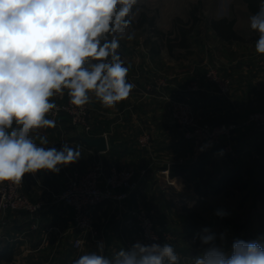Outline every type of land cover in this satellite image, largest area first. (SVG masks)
I'll return each instance as SVG.
<instances>
[{
    "label": "clouds",
    "instance_id": "1",
    "mask_svg": "<svg viewBox=\"0 0 264 264\" xmlns=\"http://www.w3.org/2000/svg\"><path fill=\"white\" fill-rule=\"evenodd\" d=\"M139 0H0V183L21 184L25 174L58 173L61 166L81 158L78 148L64 143L48 146L53 129L49 118L59 111L53 97L67 94L84 110L93 97L101 107L114 109L129 98L135 85L122 59L120 41L134 39L132 28ZM258 33L257 54L264 55V2L249 17ZM111 37V38H109ZM223 150H221V153ZM227 213L218 209L215 213ZM201 247L192 264H264V245L235 239L230 249L217 244L210 228L197 234ZM155 239V238H153ZM221 242L225 237L219 235ZM72 264H181L168 243L120 247L105 254L104 241Z\"/></svg>",
    "mask_w": 264,
    "mask_h": 264
},
{
    "label": "rangeland",
    "instance_id": "2",
    "mask_svg": "<svg viewBox=\"0 0 264 264\" xmlns=\"http://www.w3.org/2000/svg\"><path fill=\"white\" fill-rule=\"evenodd\" d=\"M142 14H145L147 19H155L156 28L165 32L174 29L173 34L169 35L173 39L172 51H169L166 41L155 35V29L146 23L142 26H132L135 32L134 39L121 40L120 48L128 47L132 51H146V53L152 51L153 59L149 63L151 62L150 67L156 70L158 83L161 82L162 87H171L174 95L183 96L175 98L174 101L185 103L186 106H182L184 108L181 109L191 113L193 123L211 125L225 121L238 123L239 127L233 132L231 138L219 139V142L205 152L214 154L218 161L212 164L208 161L210 170L208 174L210 172L217 174V167L220 172L222 170L230 172L239 168L244 180L248 183L244 190H232L230 194L209 195L203 200L193 195L189 186H185L183 192L185 194L182 195L181 200L176 201L171 196L165 201L166 206L171 210L164 223L166 230H160L162 233L166 232L165 241L171 244L180 255L181 264H192V256H195L201 247L197 234L205 227L217 234V244L222 243L226 249H230L235 239L255 240L264 245V107L257 105L236 108L232 105V79L227 74L232 65L229 62L222 63L220 60L223 53L230 55L231 51L236 50L241 55H246L248 49H251L250 52L255 55L254 60L245 61V64L247 66L249 64L257 72L264 71V55L257 54L255 51L258 33L250 28L249 17L252 14L248 11L244 0H139L133 19L138 21ZM222 17L236 18L241 29L249 28V36L234 39L224 45L217 42L211 28V21ZM177 18L182 19L183 24H181L184 27H192L187 37L186 47L179 45L180 39L176 37L178 33L174 22ZM210 69H214L219 78H228L231 81L227 95L221 94L218 84L208 76ZM143 70L146 71L147 68ZM53 100L59 107L58 113L54 116L49 115V118L56 120V127L53 128L55 130H39L40 134L47 135L49 145L69 140L71 135L74 138L76 135L82 137L88 133L103 130L100 128L96 131L92 123L94 118L99 117L96 114L97 108H103L94 97L84 108L87 111L86 119L90 122L91 129L76 124L75 117L79 109L70 104L67 94L62 98L53 97ZM254 114L259 116L248 121ZM173 122L176 130L180 132L181 141L190 147L191 152L190 157L185 160L187 163L175 157L173 169L176 171L191 161L198 160L200 156L195 155L194 146L186 138L183 127L174 119ZM52 131L63 135L60 139H54L59 136H51V133H55ZM154 132H156L155 128L149 127L145 129L142 136L149 135V142L154 141L153 144H155L158 140L152 138L151 135ZM138 142L143 148H147L148 144L142 145L140 139ZM176 142L179 144L178 141ZM80 145H84L82 140ZM221 150H223L222 153ZM88 160L89 156L81 152V164L87 163ZM4 183H0V187ZM184 197L187 198L184 199ZM218 209L224 210L227 218L233 223L226 224L217 216L215 213ZM141 210L152 215L156 226L158 225L156 212H153L154 207ZM191 213L195 215L190 218ZM6 214L7 212L0 213V248L9 243L7 238L10 236L6 220L8 215ZM157 228L161 229L159 226ZM220 234L225 237L223 242L219 239ZM24 256L23 252L18 251L11 261L2 260L0 264H24Z\"/></svg>",
    "mask_w": 264,
    "mask_h": 264
},
{
    "label": "crops",
    "instance_id": "3",
    "mask_svg": "<svg viewBox=\"0 0 264 264\" xmlns=\"http://www.w3.org/2000/svg\"><path fill=\"white\" fill-rule=\"evenodd\" d=\"M246 6L253 15L247 3ZM229 19H235L233 29L240 37L249 36V28L241 29L236 18ZM212 31L216 41L222 45L234 40L222 38L213 28ZM118 51L125 63L131 65L128 80L135 85V88L129 98L124 103L118 104L116 108H97L96 114L99 117L94 118L92 123L96 131L100 128L103 130L84 135L91 137L105 135L108 149L98 151L94 147H89L80 135H76L75 138L71 135L69 140L50 144L49 146L59 150L64 143H67L73 148H78L80 153L87 154L89 160L81 164L80 158L74 164L61 166L58 173L40 171L35 174H25L23 192L33 200L43 201L45 208L36 217L30 216L25 211H7L6 220L10 236L7 239L15 255L18 251L23 252L24 264H72L84 252L95 251L96 243L102 240L107 255H112L120 247L128 248L138 233L133 212L143 208L154 207L157 226L161 228L157 230L161 235L164 234V237L166 232L161 231L166 230L164 223L166 217H169L168 212H171L165 201L171 196L176 201L181 200L182 195L185 194L183 193L185 186H189L192 194L202 200L209 195L220 194H204L198 191L195 183H199V179L193 180L187 176V169L198 160L191 161L186 165L187 167L184 166L183 174L171 175L175 157L187 163L185 160L191 153L190 147L181 141L180 132L176 130L170 115L172 101L183 96H176L171 87L166 88L158 84L156 70L151 68V62L149 63L153 59L152 51L150 53L132 51L128 47L120 48ZM250 51L252 50L248 49L249 53L241 55L235 50L231 51L230 55L223 53L220 57L222 63L229 62L232 65L227 74L232 79L231 102L236 108L257 105L264 107V71L257 72L249 64L248 66L245 64V61L254 60L255 55ZM149 127L155 128L156 132L151 136L158 141L155 144L154 141L149 142L147 148H143L138 140ZM52 132L55 133L50 132L51 136H59L54 139H60L63 135L56 131ZM81 140L83 146L80 145ZM97 161L107 169L112 167L134 169L137 178L140 179V188L122 202L110 201L97 207L95 211L97 236L96 238L86 236L83 246L77 250L73 247V240L79 232L72 225V212L57 196L66 188L71 171L85 170ZM206 161V178L215 181L220 174L227 172L223 170L220 172L217 167V174L213 172L208 174L210 171L208 161L211 164L218 161L211 153L207 154ZM166 170L168 171L164 172ZM34 224L38 226L34 228ZM164 243H167L165 238Z\"/></svg>",
    "mask_w": 264,
    "mask_h": 264
},
{
    "label": "built area",
    "instance_id": "4",
    "mask_svg": "<svg viewBox=\"0 0 264 264\" xmlns=\"http://www.w3.org/2000/svg\"><path fill=\"white\" fill-rule=\"evenodd\" d=\"M210 79L218 84L221 94L230 91L231 81L228 78H219L214 69L208 71ZM163 86L161 82L158 83ZM171 115L182 127L186 138L194 146L195 155L201 156L209 151L221 138H231L233 132L239 127L234 121H225L217 125L209 123L195 124L191 113L182 110L185 103L173 100ZM187 109V107H186ZM259 115H252L248 121L256 119ZM87 111L78 110L75 122L77 125L91 129V124L86 119ZM142 145L149 143V135L140 138ZM168 170L164 171L167 172ZM142 173H145L142 171ZM23 181L17 185L9 181L0 187V213L7 211H25L36 217L45 208L43 201H36L22 190ZM140 188V179L132 168H105L101 162H93L85 170H73L69 175L66 188L57 196L72 212V225L78 230L79 235L73 240V247L81 249L86 236L96 238L95 211L97 207L106 202H122L133 192ZM133 215L138 226L137 236L131 245L137 241L144 244L153 242L163 244V235L157 230L155 219L144 210L134 211ZM38 225L34 224V228ZM155 238V239H153ZM165 238V237H164ZM130 245V246H131Z\"/></svg>",
    "mask_w": 264,
    "mask_h": 264
},
{
    "label": "trees",
    "instance_id": "5",
    "mask_svg": "<svg viewBox=\"0 0 264 264\" xmlns=\"http://www.w3.org/2000/svg\"><path fill=\"white\" fill-rule=\"evenodd\" d=\"M244 1L247 3L249 10L253 14H255L259 10L262 2H264V0H244ZM145 23L151 25V27L155 29V35L161 40H163L164 42L166 41V43L168 44L169 51H172L173 46H174L172 44L173 39L169 37V35L173 34L174 29L169 32H165L159 28H156L155 19L153 18L147 19L145 14H142L141 17L138 19V21L133 19L132 26H137V25L142 26ZM181 23L183 24V21L180 18H177L174 22L175 30H177V33H178L176 37H179L180 39L179 45L186 47L188 45L187 37L192 27L191 28L184 27ZM234 23H235V19H229L227 17H222L220 19L212 20L211 26L216 31V33L222 38H225L228 40L240 39L241 37L233 29ZM166 36L168 37L166 38ZM207 154L208 153H203L198 159V161H196L194 165H192L189 169H187V176L189 178L193 180H195L196 178L199 179V183H195L196 185L195 188L198 191L204 194H208V193L230 194L232 190H244L247 188L248 183L247 181L244 180L242 176V172L239 169L222 173L218 176V178L215 181H212L209 178H206L205 174L207 173V171L205 169V166L207 162L206 161ZM183 173H184V170L182 167L181 169H176V171L175 169H173V171L171 172V175L174 176V175H178V174L180 175ZM263 173H264V170H263ZM193 215H195V213H191L189 215L190 218ZM220 218L223 219L226 224L233 223L229 218H227V215L224 217H220ZM13 255H14V250L9 243L0 248V262L2 260L11 261V259L13 258Z\"/></svg>",
    "mask_w": 264,
    "mask_h": 264
},
{
    "label": "water",
    "instance_id": "6",
    "mask_svg": "<svg viewBox=\"0 0 264 264\" xmlns=\"http://www.w3.org/2000/svg\"><path fill=\"white\" fill-rule=\"evenodd\" d=\"M81 138L86 143L87 146L94 147L98 151H106L108 149L107 137L105 135H100L95 137L82 136Z\"/></svg>",
    "mask_w": 264,
    "mask_h": 264
}]
</instances>
